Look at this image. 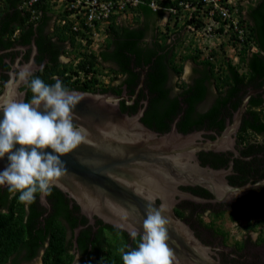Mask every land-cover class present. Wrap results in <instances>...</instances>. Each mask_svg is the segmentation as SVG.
Returning a JSON list of instances; mask_svg holds the SVG:
<instances>
[{"label":"trees","instance_id":"obj_1","mask_svg":"<svg viewBox=\"0 0 264 264\" xmlns=\"http://www.w3.org/2000/svg\"><path fill=\"white\" fill-rule=\"evenodd\" d=\"M25 1L1 0L0 47L14 42L7 37H11L16 29L23 43H28L33 35L38 34V47L43 52H49L52 62L46 65L42 75L51 84L55 83L53 75H58L69 90H113L120 94L124 84L128 93L132 94L145 69L138 99L129 107L122 104V109L129 108L130 112H135L139 105L143 106L138 100L148 98L142 120L157 130L166 131L180 115L177 127L183 133L195 129L221 133L232 121L242 97L250 89L264 85V0H248L246 3L219 0L221 8H214L211 14L208 6H204V0H138L132 5L127 2L126 8L130 10L125 19L120 20L119 13L111 14L100 26L107 36L96 54L86 51L85 46L93 31L100 28L93 29L85 24L84 16L78 15V19L70 17L67 23L59 25L52 19L55 5L60 0H37L31 9L38 14V18L34 23H26L29 13L19 8ZM63 1L69 6L74 0ZM151 1H155L160 9L153 8ZM165 10H169V19L174 18V22L168 19L162 25ZM66 12L61 10L60 14L65 16ZM61 15L59 18H64ZM74 26L78 30H74ZM43 30H49L50 37L55 39L51 41L50 38L49 43L42 41V36H45L41 34ZM196 31H200L201 35L193 33ZM59 44L65 54L73 56L72 62H56L61 50ZM79 55L80 58L75 60ZM105 63L112 65H108L109 71L114 73L112 79L120 78L118 85L97 84V76L103 75L100 67H104ZM187 63L191 64L192 72L188 82H185L181 77ZM0 77L5 79L6 76L2 74ZM173 77H176L175 82ZM207 137L214 139L215 135L207 134ZM236 138L243 148L241 155L249 160L241 156L232 158L233 173L229 177L232 180L241 177L252 178L254 182L262 180L264 91L249 97ZM227 154L201 151L200 157L203 165L218 169L228 165L232 153ZM191 189L210 195L206 189ZM254 193L261 196L263 203L264 187ZM18 195L10 198L7 188L0 189V264H19V259L14 256L25 239H28L29 246L26 258H30L34 250L48 240L42 264H73V254L65 246V231L60 224L51 228L50 224L54 222L47 219L49 232L41 228L30 235V228L39 211L33 219L25 221L24 204L18 202ZM242 200L244 203L240 204V211L231 212L230 219L238 228L243 226L246 233L260 229L261 240H264V209L261 203L254 204L252 195H246ZM246 208L254 210L246 211ZM65 210L63 213L67 216L69 213ZM251 217L256 218L255 221ZM70 221L72 226L77 224L74 217ZM83 223L85 220H82ZM105 228H108L109 236L105 230L99 229L92 237L89 227L82 229L79 240L84 256L79 264H123L119 249L128 251L137 247L139 240L132 246L126 245L128 235L125 231L109 225Z\"/></svg>","mask_w":264,"mask_h":264},{"label":"water","instance_id":"obj_2","mask_svg":"<svg viewBox=\"0 0 264 264\" xmlns=\"http://www.w3.org/2000/svg\"><path fill=\"white\" fill-rule=\"evenodd\" d=\"M16 91L24 100L19 88ZM70 91L83 96L72 115L74 124L86 130L87 142L60 157L65 171L56 185L69 192L87 216L97 215L104 223L129 234L133 229L143 232L149 204L156 208L164 204L168 211L163 215L169 221L166 243L173 253V264H226L212 256L211 250L193 235L173 208L177 195H190L180 190L179 184H201L213 192L218 201H230L234 197L230 193L236 196L247 191L246 187L227 183L224 177L228 169L200 165L196 153L232 148L249 97L263 92L264 85L250 89L242 97L224 133L204 141L198 131H178L175 123L179 118L174 119L169 132L161 134L151 130L140 120L148 98L131 114L120 106V100L128 98L124 92L116 95L79 89ZM125 103H129L128 100ZM7 164V157L0 159V171Z\"/></svg>","mask_w":264,"mask_h":264},{"label":"clouds","instance_id":"obj_3","mask_svg":"<svg viewBox=\"0 0 264 264\" xmlns=\"http://www.w3.org/2000/svg\"><path fill=\"white\" fill-rule=\"evenodd\" d=\"M26 1L19 8H24L29 13L26 23H34L38 14L31 9V5L36 1L31 4ZM241 1L246 3L248 0ZM64 4L65 2L60 0V3L55 5L52 22L57 21L59 25L67 23L70 16L65 11ZM206 5L209 14L213 13L214 8H221L219 0H204V6ZM151 6L160 9L155 1H151ZM61 10L66 12L65 16L60 14ZM129 10L130 8H127L119 12V19H125ZM59 15L64 18L60 19ZM168 19L169 10H165L162 25L169 20L174 22V18ZM18 32L16 29L14 33ZM100 32V35L91 36L86 42V51L96 54L101 49L107 34L103 29ZM79 58L80 55L74 59ZM60 59L64 60V57L61 56ZM100 69L103 75L97 76V84L109 83L114 73L109 71L106 64ZM191 72V64H185L181 78L188 82ZM141 74L144 77L145 69ZM143 77L141 76L139 86L141 82L143 86ZM53 80L55 83L46 84L41 78L33 77L30 65H24L13 73L5 92L0 94V111L3 112V119L0 120V159L7 157L8 161L4 170L0 171V186H7L10 198L18 193V202L26 208L35 203L37 194L42 201L51 195L57 179L65 171L60 157L72 152L79 144L87 142L86 130L74 124L72 115L73 109L83 98L82 94L67 89L57 77H53ZM175 80L176 77H173L174 82ZM21 84L31 92L28 101L20 99L17 95L16 89ZM179 117L180 115L176 118ZM200 139L204 141L210 138ZM17 145L19 147H16ZM166 211L168 209L164 204L158 208L149 204L142 225L143 232L135 229L130 232L134 240L138 235L140 237L137 247L128 251L125 248L119 249L123 264H173V253L166 243L169 223L163 215Z\"/></svg>","mask_w":264,"mask_h":264},{"label":"flooded vegetation","instance_id":"obj_4","mask_svg":"<svg viewBox=\"0 0 264 264\" xmlns=\"http://www.w3.org/2000/svg\"><path fill=\"white\" fill-rule=\"evenodd\" d=\"M49 32H50L49 30H43L41 32L42 35H45L42 36V38L44 39L42 41L49 43L50 38L51 41L55 39V37H50ZM7 38L13 39L14 42L9 46L0 47V58L2 57L1 59L2 61L0 62V76L2 74L6 76L5 79L0 77V94L4 91L10 79H12L13 73L17 72L19 68L24 65L31 66L33 77H39L46 84H51V83H47L45 80V76L42 75V73L46 68V65L52 62L49 60L48 57L49 52L47 53L43 52L38 47L37 40L40 39L39 35L38 34L33 35V37H31L28 43H23L22 41H20L18 33H13L11 37H7ZM61 56L64 57V60L60 59ZM72 57H73L72 55L65 54L61 46V50L56 56V62L70 63L72 62ZM105 64L111 65V63H105ZM78 76L80 77V75ZM53 77H57L58 79H60L58 75H53ZM120 82H121L120 78L111 79L109 84L115 86L118 85ZM137 87L132 94L128 93L126 85L124 84L122 85L123 91L120 94L114 92L113 90L91 91V92L106 93V94L111 93L116 95H121L124 92L128 98H125V100L124 98L123 100H120V106L122 108V104L127 105V107L135 104L136 100L138 99V94L140 91V89H137ZM18 88L19 91L23 93L24 101L30 100L31 98L30 90H28L23 84H21ZM144 90L146 92V89ZM126 100H128L129 103H125ZM141 101H142L141 99L138 100L139 103H141ZM141 106L142 105H139L137 110ZM146 108L147 105L145 107V110ZM123 111H127L131 114L137 112V111L130 112L129 108L128 109L126 108ZM143 116L144 115L140 116V120L151 130L161 134H164L171 130V126L166 131H160L153 127H150L147 123H145L142 120ZM175 125L177 127V122L175 123ZM195 130L198 131L201 137H204V139L207 138V134H214L215 138H218V136H220L222 133L226 131L225 129L221 133H215V132H211V130L207 131L205 129H195ZM236 133H238V131ZM201 151L203 150H199L196 153L200 165L202 164V159L200 157ZM210 151L214 153H222V152H225L226 154L229 152L232 153L229 155L230 159L228 165L225 167V169L229 170V173L225 175L224 179L227 180V183L230 184L231 186H238L241 188L246 187L247 191L240 192L236 196L234 195L236 193H230L231 196H234L230 201L229 200L218 201L216 195L213 192L206 189L201 184L200 185L179 184L178 188L182 191L189 192L191 196L189 195L185 197H180L179 195H177L176 196L177 202L175 203L173 208L174 213L177 215L178 218L183 220V222H185V224H187L191 228V230L193 231V235L203 245H205V247L211 250L212 256L218 257V259L222 263L264 264V240H261L260 229L258 231H253L254 235L251 233V231L247 233L246 231L245 233L244 231H242V234L240 235V237H238V236H231L230 231L225 226V223L228 221V219H230L231 212L237 213L240 211L241 208L240 204L244 203L242 199L246 195H252V198L255 201L254 204H257L258 202L261 203L262 201L261 196L259 197L257 195H254L256 194L254 193V191H258L261 187H264V178L262 180H258L254 182L252 178L249 177H247V179L241 177L234 180H232L229 177L233 173L232 158L241 156L244 159L245 157L244 155H241L243 148L238 143L237 138L235 139L232 148L227 147L224 148L223 150L222 149L217 151L207 150L205 152H210ZM245 159L249 160V158L246 157ZM233 182H237V183H233ZM257 183H263V184L260 185L259 187H254V185H256ZM5 188H7L6 185L0 186V189H5ZM191 188H197L201 190L206 189L208 190L210 195L200 192L199 190L194 191ZM160 201L161 199H159V202ZM252 208L250 209L246 208V211H253L254 209ZM2 210L5 211V209ZM64 210L69 213L67 216H65V212L63 213ZM37 211H39L38 214H36ZM34 214H36L35 218L37 221L35 220V222L32 223V226L30 228V235H32V233L35 234V232H37L41 228H43V230L46 231L47 219H50L51 221L54 222L50 224L51 228L60 224L61 226L60 228L65 231L64 232L65 246L73 254V261H72L73 264H79V262H81L82 260V257L84 256L82 251L83 247L81 246L80 244L81 241L79 240V235L81 234V231L84 227L87 228L89 227L91 229L92 237L94 236V233L99 229L105 230L106 233L109 231L108 228L107 229L105 228V225H109V224L104 223L102 219H100L97 215H92L91 218L87 216V214L84 212L83 208L78 203V201L73 196H71L69 192L62 190L57 185L52 188L51 195L44 198L43 201L41 200L40 195L37 194L35 203L31 204L27 208L24 205L23 217L25 221L28 219L29 220L33 219ZM73 217L75 222L77 223L75 226H72L70 224L71 222L70 219ZM82 220H85V223L82 224ZM46 232L49 231L47 230ZM109 233H107L108 236ZM127 235H128V237L126 238L128 241V243H126L127 246H132L134 242H136L137 240H139L140 242L139 235L136 237L135 240L130 236L129 233H127ZM26 240L28 239H25L24 242L20 243L19 246L20 250L18 254L15 255L14 257L19 259V264H34L37 262L42 264L45 249L49 246L48 240L44 244L39 246L38 249L34 250V254H32L30 258L25 257L29 253L28 252L29 246ZM14 257L11 258L14 259Z\"/></svg>","mask_w":264,"mask_h":264},{"label":"built area","instance_id":"obj_5","mask_svg":"<svg viewBox=\"0 0 264 264\" xmlns=\"http://www.w3.org/2000/svg\"><path fill=\"white\" fill-rule=\"evenodd\" d=\"M37 0H28V3L31 4ZM138 0H74L70 2V5L67 6L64 4V8L68 11V15L71 18L78 19L79 16H84L85 24H88L93 29L102 28L100 27L106 23L108 17L113 13H119L126 8L127 2L136 4ZM66 2V1H65ZM75 9V11H73ZM79 15V16H78ZM64 22V19H63ZM73 29H77L76 26ZM100 30H94L92 33L93 37H97L101 34Z\"/></svg>","mask_w":264,"mask_h":264},{"label":"rangeland","instance_id":"obj_6","mask_svg":"<svg viewBox=\"0 0 264 264\" xmlns=\"http://www.w3.org/2000/svg\"><path fill=\"white\" fill-rule=\"evenodd\" d=\"M194 34H199V35H201V32L200 31H196V32H193ZM192 36H193V34H192ZM191 36V38H193ZM187 64H189V63H187ZM225 141V140H224ZM261 208L262 209H264V204L262 203L261 204ZM264 213V212H263ZM250 218V217H249ZM248 218V219H249ZM255 219L256 218H252L251 217V220L252 221H255ZM237 221V220H236ZM235 221H232V219H228V221L225 223V226L227 227V229L230 231V234H231V236H238V237H240V235L242 234V231H244V233H245V230L243 229L244 227L242 226V227H239L238 228V226L236 225V223H234ZM238 222V221H237ZM240 229V230H239ZM251 233L254 235V233H253V231H251ZM256 234V233H255Z\"/></svg>","mask_w":264,"mask_h":264}]
</instances>
